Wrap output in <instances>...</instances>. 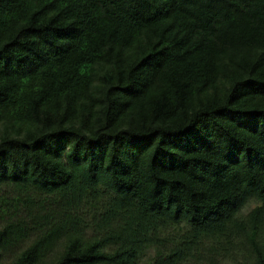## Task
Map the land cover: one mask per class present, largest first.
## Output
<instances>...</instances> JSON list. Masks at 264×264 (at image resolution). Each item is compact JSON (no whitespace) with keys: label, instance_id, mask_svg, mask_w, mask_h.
<instances>
[{"label":"trees","instance_id":"trees-1","mask_svg":"<svg viewBox=\"0 0 264 264\" xmlns=\"http://www.w3.org/2000/svg\"><path fill=\"white\" fill-rule=\"evenodd\" d=\"M264 264V0H0V264Z\"/></svg>","mask_w":264,"mask_h":264},{"label":"rangeland","instance_id":"rangeland-1","mask_svg":"<svg viewBox=\"0 0 264 264\" xmlns=\"http://www.w3.org/2000/svg\"><path fill=\"white\" fill-rule=\"evenodd\" d=\"M154 254V250L152 249H148L142 256L141 260H140V264H146L147 260L149 259L150 256H152ZM8 264V263H5Z\"/></svg>","mask_w":264,"mask_h":264}]
</instances>
